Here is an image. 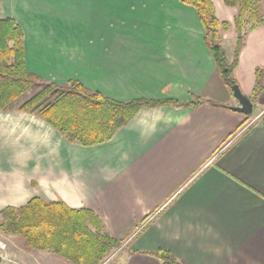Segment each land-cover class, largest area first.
Here are the masks:
<instances>
[{"label":"crops","instance_id":"crops-1","mask_svg":"<svg viewBox=\"0 0 264 264\" xmlns=\"http://www.w3.org/2000/svg\"><path fill=\"white\" fill-rule=\"evenodd\" d=\"M211 1L231 24L222 32L228 57L238 9ZM5 18L23 29L27 69L42 80L75 79L121 102H205L143 108L92 147L69 143L36 116L0 111V222L8 206L62 200L94 211L123 241L103 264H161L160 249L189 264H264V92L252 100L264 26L247 32L234 71L254 106L249 117L232 109L239 102L197 12L179 0H0ZM0 235L1 264H71Z\"/></svg>","mask_w":264,"mask_h":264},{"label":"trees","instance_id":"trees-1","mask_svg":"<svg viewBox=\"0 0 264 264\" xmlns=\"http://www.w3.org/2000/svg\"><path fill=\"white\" fill-rule=\"evenodd\" d=\"M238 9L234 18L237 39L230 61L222 46V32L231 27L220 22L211 0H179L195 9L205 29V43L224 84L233 94L237 85L234 71L249 30L264 26V0H223ZM264 92V71L257 69L252 100ZM205 100L135 99L116 101L70 79L64 86L42 80L26 66L25 36L13 18L0 19V111L22 112L44 120L69 143L84 147L111 141L143 108L195 107ZM208 103L219 105L207 100ZM0 232L16 236L27 250L48 252L71 264H103L122 240L111 236L103 221L91 209L71 208L64 201L35 197L25 205L1 211ZM155 256L161 264H189L170 251L160 249ZM0 256V264H1Z\"/></svg>","mask_w":264,"mask_h":264},{"label":"water","instance_id":"water-1","mask_svg":"<svg viewBox=\"0 0 264 264\" xmlns=\"http://www.w3.org/2000/svg\"><path fill=\"white\" fill-rule=\"evenodd\" d=\"M233 96L238 100L239 106L232 109L251 117L254 111L253 103L250 98L242 93L238 85L233 87Z\"/></svg>","mask_w":264,"mask_h":264},{"label":"rangeland","instance_id":"rangeland-1","mask_svg":"<svg viewBox=\"0 0 264 264\" xmlns=\"http://www.w3.org/2000/svg\"><path fill=\"white\" fill-rule=\"evenodd\" d=\"M232 46H233V45H232ZM227 47H228L227 52L229 53V56H228V57H229V59H232V58H233V49H234V47H231V44L228 45ZM255 113H256V112H255ZM1 239L3 240L4 237L2 238V236L0 235V240H1ZM5 239H6V238H5ZM2 240H1V241H2ZM10 245H11L13 248H15L16 250H17L18 248H20V246H21V245H20V246L18 245V242H17L15 239H14V240L10 239ZM117 252H118V250L114 251L113 255H111V256L116 258V257H117V255H116ZM112 257H111V258H112ZM115 258H114V259H115ZM114 259H113V260H114ZM60 260H62V259H60ZM111 262H112V261H111Z\"/></svg>","mask_w":264,"mask_h":264}]
</instances>
